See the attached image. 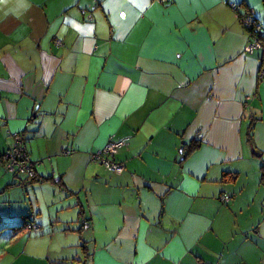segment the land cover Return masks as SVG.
Instances as JSON below:
<instances>
[{
    "label": "crops",
    "instance_id": "crops-1",
    "mask_svg": "<svg viewBox=\"0 0 264 264\" xmlns=\"http://www.w3.org/2000/svg\"><path fill=\"white\" fill-rule=\"evenodd\" d=\"M22 2L0 156L21 136L36 177L0 166V264H264V48L230 6L262 0ZM121 138L120 173L91 159Z\"/></svg>",
    "mask_w": 264,
    "mask_h": 264
},
{
    "label": "built area",
    "instance_id": "built-area-1",
    "mask_svg": "<svg viewBox=\"0 0 264 264\" xmlns=\"http://www.w3.org/2000/svg\"><path fill=\"white\" fill-rule=\"evenodd\" d=\"M239 4L240 3L238 2H232L230 3V6L231 8L237 11L240 10ZM252 16L253 15L251 10L246 11L245 9H242L238 15V20L243 27L244 26L252 27V25H254ZM259 28H260L259 24L255 23V29L258 30ZM261 46H262V42L258 37L256 36H253L252 38L249 37L248 43L245 47V51L247 53H253L255 50L260 49ZM125 142H126V138L110 140L103 149L91 154V159L94 162L102 163L103 165L106 166L108 170L112 172L120 173L123 170V165L118 161H116L114 158H112L110 155H112V153L115 152L118 148L122 147L125 144ZM9 150L10 152L6 150V154L4 155L5 166H6L5 168L9 172L16 171L17 173L16 175L18 176L28 175L29 177H33L35 175V170L29 166V157L25 152L21 137L15 136V141L11 145ZM65 151L69 152L70 149H65ZM228 198L229 196L225 193L220 195V200L222 202H226ZM24 225L26 229H30V230L38 229V226L31 221L26 222ZM88 227H89V223L84 221L82 223V229L85 230Z\"/></svg>",
    "mask_w": 264,
    "mask_h": 264
},
{
    "label": "trees",
    "instance_id": "trees-1",
    "mask_svg": "<svg viewBox=\"0 0 264 264\" xmlns=\"http://www.w3.org/2000/svg\"><path fill=\"white\" fill-rule=\"evenodd\" d=\"M162 1H166V0H162ZM263 4H264V0H262ZM244 2H240V9L241 7L246 11L250 10L246 5L243 4ZM245 6V7H244ZM252 11V10H251ZM237 13L239 15L240 11L237 10ZM252 17H253V21H254V25H252V27H249V26H244L243 28L246 30V33L248 34V37H253V36H256L258 37L261 42H262V46L261 48H264V23L262 22V20L259 18V16L256 15V13H254V11H252ZM255 23L256 24H259L260 28L257 30L255 29ZM19 136V135H17ZM21 137V136H19ZM21 140L23 142V146H24V149H25V152L27 154V156L29 157L28 153H27V150H26V147H25V140L24 138L21 137ZM194 145L192 146L195 147L197 144L196 143H193ZM11 150V149H10ZM10 150L8 149L7 151L10 152ZM6 154V151L3 152L0 156V166H2V168H4L7 172H9L5 167V159H4V155ZM29 166L32 167L34 170H35V165L33 164V162H31L30 158H29ZM16 170V169H15ZM12 175H15L16 177H21V176H18L16 175V171L15 172H10ZM36 177V172H35V175L33 176V178Z\"/></svg>",
    "mask_w": 264,
    "mask_h": 264
},
{
    "label": "clouds",
    "instance_id": "clouds-1",
    "mask_svg": "<svg viewBox=\"0 0 264 264\" xmlns=\"http://www.w3.org/2000/svg\"><path fill=\"white\" fill-rule=\"evenodd\" d=\"M12 2V0H0V5H8ZM31 7V4L29 0H23L22 3H20L17 6H13L10 8H7L3 11V16L6 18L9 14L16 15L17 18H19L20 15H22L23 11H27Z\"/></svg>",
    "mask_w": 264,
    "mask_h": 264
},
{
    "label": "rangeland",
    "instance_id": "rangeland-1",
    "mask_svg": "<svg viewBox=\"0 0 264 264\" xmlns=\"http://www.w3.org/2000/svg\"><path fill=\"white\" fill-rule=\"evenodd\" d=\"M262 18L264 19V15L262 16ZM262 19V22L264 23V20Z\"/></svg>",
    "mask_w": 264,
    "mask_h": 264
},
{
    "label": "water",
    "instance_id": "water-1",
    "mask_svg": "<svg viewBox=\"0 0 264 264\" xmlns=\"http://www.w3.org/2000/svg\"><path fill=\"white\" fill-rule=\"evenodd\" d=\"M180 151H181V149H180Z\"/></svg>",
    "mask_w": 264,
    "mask_h": 264
}]
</instances>
